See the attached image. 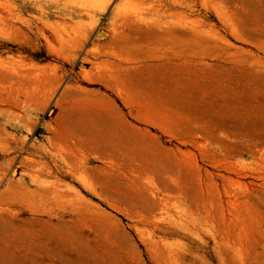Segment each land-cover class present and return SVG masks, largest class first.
I'll return each instance as SVG.
<instances>
[{"label": "rangeland", "instance_id": "rangeland-1", "mask_svg": "<svg viewBox=\"0 0 264 264\" xmlns=\"http://www.w3.org/2000/svg\"><path fill=\"white\" fill-rule=\"evenodd\" d=\"M0 264H264V0H0Z\"/></svg>", "mask_w": 264, "mask_h": 264}]
</instances>
